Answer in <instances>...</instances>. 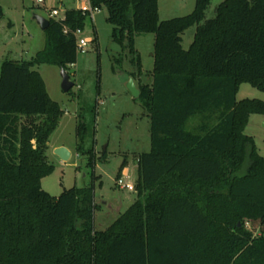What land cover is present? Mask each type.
Listing matches in <instances>:
<instances>
[{
    "label": "trees",
    "instance_id": "1",
    "mask_svg": "<svg viewBox=\"0 0 264 264\" xmlns=\"http://www.w3.org/2000/svg\"><path fill=\"white\" fill-rule=\"evenodd\" d=\"M88 2L106 9L112 39L139 79L136 38L155 37L151 83L139 88L151 149L137 158V199L105 231L95 229L97 158L84 151L83 121L76 153L87 158L92 183L59 197L43 192L54 169L48 144L64 111L37 68L76 65V33L90 14L68 9L49 19L43 51L0 64V264H264V158L245 134L251 116H264V102L237 101L243 83L264 92V0H223L208 21L212 0L168 21H160L159 0Z\"/></svg>",
    "mask_w": 264,
    "mask_h": 264
},
{
    "label": "rangeland",
    "instance_id": "2",
    "mask_svg": "<svg viewBox=\"0 0 264 264\" xmlns=\"http://www.w3.org/2000/svg\"><path fill=\"white\" fill-rule=\"evenodd\" d=\"M83 0H0L3 18H0V62L31 60L45 48L46 35L34 16L48 18L45 7L58 8L61 11L75 9ZM223 0H212L206 11L205 21L216 17V9ZM196 0H159L160 21L190 15ZM64 17L61 14L60 18ZM12 24V27H9ZM113 26L107 22V11L102 9L88 15L84 30L78 39L93 41L85 54L79 51L78 60L67 73L75 84L65 93L62 90L61 69L54 65H41L37 68L43 78L50 98L64 111L60 125L51 135L47 157L54 169L42 180L44 193L59 197L64 190L83 188L92 183L91 170L87 167V158L76 153L77 127L83 121L87 134L84 151H95V199L101 210L95 214V229L105 231L137 199V192L119 190L116 187L118 171L124 160L133 167L137 180V158L151 149L150 120L146 116L139 98L130 91L131 81L139 90L143 84L151 83L154 68V41L152 34L136 38L135 48L139 52L143 75L139 79L130 62L127 52L112 39ZM196 27L188 29L183 35V48L188 50L194 40ZM121 55L124 61L113 70L115 59ZM128 58H127V57ZM126 58L128 60H126ZM130 58V59H129ZM259 100L264 102V92L249 83L240 86L237 101ZM101 102H103L101 104ZM200 121L193 122L199 126ZM245 134L255 141L258 153L264 158V116H251L245 128ZM64 145L71 152V160L62 162L54 148ZM106 151L105 161L101 160ZM241 225V223H239ZM249 224L245 230L250 231ZM254 236H259L255 232Z\"/></svg>",
    "mask_w": 264,
    "mask_h": 264
},
{
    "label": "built area",
    "instance_id": "3",
    "mask_svg": "<svg viewBox=\"0 0 264 264\" xmlns=\"http://www.w3.org/2000/svg\"><path fill=\"white\" fill-rule=\"evenodd\" d=\"M37 2L39 4H44L45 0H37ZM77 7L78 8H75V9L82 10L83 12H89L90 15H93L94 12H98V10H92L88 0L80 1V6H77ZM45 10L47 13V17H48L47 19L48 20L49 19L60 20L61 14H63L65 16V12L68 9L65 8L63 11H61L58 8L45 7ZM62 19H64V17ZM80 33H81L80 31L78 33H76L78 55H79V51L82 54H85L87 52V49L90 48V45L93 42L89 39H80L79 40L78 35ZM72 67H74V66H72ZM102 103L103 102H101V104ZM116 187L122 191H128V192H133V193L135 192V182L132 180V176L130 175L129 172H125V171L122 172L121 177L116 179Z\"/></svg>",
    "mask_w": 264,
    "mask_h": 264
},
{
    "label": "water",
    "instance_id": "4",
    "mask_svg": "<svg viewBox=\"0 0 264 264\" xmlns=\"http://www.w3.org/2000/svg\"><path fill=\"white\" fill-rule=\"evenodd\" d=\"M34 19L43 32H45L49 28L50 21L48 19L43 18L41 16H34ZM61 78V87L63 92H70L74 88L75 84L70 80V75L64 68H61ZM130 91L132 92L135 98H139L140 91L135 87L133 81H131L130 84ZM54 154L64 163L69 162L71 160V152L65 147L55 149Z\"/></svg>",
    "mask_w": 264,
    "mask_h": 264
},
{
    "label": "crops",
    "instance_id": "5",
    "mask_svg": "<svg viewBox=\"0 0 264 264\" xmlns=\"http://www.w3.org/2000/svg\"><path fill=\"white\" fill-rule=\"evenodd\" d=\"M76 8H78V7H76ZM11 27H12V24H11L10 28H11ZM2 62H3V61H2ZM2 62H0V64H1ZM60 147H65V146H64V145H61V146L55 147L54 150L57 149V148H60ZM65 148H66V147H65ZM71 156H72V155H71ZM123 171H125V172H129L130 175L132 176V179L135 181V179H134V170H133V167H132V166H130L129 164H127L126 167L123 169ZM123 171H122V172H123Z\"/></svg>",
    "mask_w": 264,
    "mask_h": 264
}]
</instances>
